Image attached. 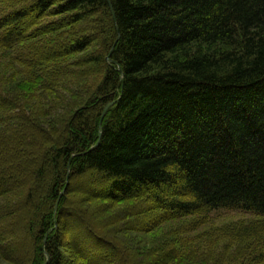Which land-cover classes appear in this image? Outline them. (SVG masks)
<instances>
[{
    "label": "trees",
    "instance_id": "obj_1",
    "mask_svg": "<svg viewBox=\"0 0 264 264\" xmlns=\"http://www.w3.org/2000/svg\"><path fill=\"white\" fill-rule=\"evenodd\" d=\"M111 2L0 0V264H264V0Z\"/></svg>",
    "mask_w": 264,
    "mask_h": 264
},
{
    "label": "rangeland",
    "instance_id": "obj_2",
    "mask_svg": "<svg viewBox=\"0 0 264 264\" xmlns=\"http://www.w3.org/2000/svg\"><path fill=\"white\" fill-rule=\"evenodd\" d=\"M250 215L234 212L232 214H222V217H218V220H214L216 225H220L221 223L229 222V221H237V220H246L249 219ZM5 264V263H1Z\"/></svg>",
    "mask_w": 264,
    "mask_h": 264
},
{
    "label": "water",
    "instance_id": "obj_3",
    "mask_svg": "<svg viewBox=\"0 0 264 264\" xmlns=\"http://www.w3.org/2000/svg\"><path fill=\"white\" fill-rule=\"evenodd\" d=\"M107 2H108L109 6H110V8H111V10H112V13H113V7H112V2H111V0H107ZM113 16H114V13H113ZM114 18H115V16H114ZM116 31H117V34H118V35H117V38H116L115 43L118 41V39H119V37H120L118 27H116ZM115 43H114V44H115ZM112 51H113V46H112V48H111V50H110L109 56L111 55ZM109 56L107 57V61H108L109 63H115L113 60L110 59ZM122 80H123V79L121 78V81H122ZM113 104H114V102H109V103L106 104V106L104 107V109H103V111H102L101 121H102L104 115L106 114L107 110H108ZM101 121H100V123H101ZM62 194H64V191H62V192L60 193V195H62ZM50 231H51V230H50ZM50 231H49V232H50ZM44 242H45V240H44ZM44 242H43V244H44ZM47 262H48V259L45 261L44 264H47Z\"/></svg>",
    "mask_w": 264,
    "mask_h": 264
}]
</instances>
